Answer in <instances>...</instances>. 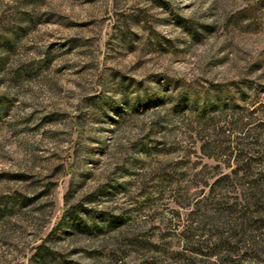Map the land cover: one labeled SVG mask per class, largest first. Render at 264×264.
Instances as JSON below:
<instances>
[{
    "label": "rangeland",
    "instance_id": "obj_1",
    "mask_svg": "<svg viewBox=\"0 0 264 264\" xmlns=\"http://www.w3.org/2000/svg\"><path fill=\"white\" fill-rule=\"evenodd\" d=\"M0 264H264V0H0Z\"/></svg>",
    "mask_w": 264,
    "mask_h": 264
},
{
    "label": "trees",
    "instance_id": "obj_2",
    "mask_svg": "<svg viewBox=\"0 0 264 264\" xmlns=\"http://www.w3.org/2000/svg\"><path fill=\"white\" fill-rule=\"evenodd\" d=\"M242 156H244V157H245L246 155L243 153V154H242ZM246 157H247V158H249L248 156H246Z\"/></svg>",
    "mask_w": 264,
    "mask_h": 264
}]
</instances>
